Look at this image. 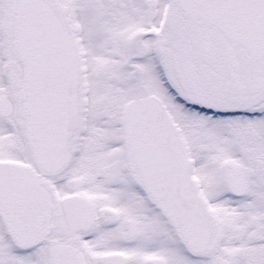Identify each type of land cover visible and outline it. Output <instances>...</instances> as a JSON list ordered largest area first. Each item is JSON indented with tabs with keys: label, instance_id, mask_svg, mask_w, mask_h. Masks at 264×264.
I'll use <instances>...</instances> for the list:
<instances>
[{
	"label": "snow or ice",
	"instance_id": "obj_1",
	"mask_svg": "<svg viewBox=\"0 0 264 264\" xmlns=\"http://www.w3.org/2000/svg\"><path fill=\"white\" fill-rule=\"evenodd\" d=\"M0 264H264V0H0Z\"/></svg>",
	"mask_w": 264,
	"mask_h": 264
}]
</instances>
